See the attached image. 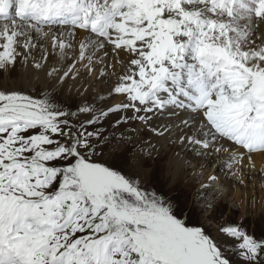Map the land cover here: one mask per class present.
I'll use <instances>...</instances> for the list:
<instances>
[{
  "label": "snow or ice",
  "instance_id": "snow-or-ice-1",
  "mask_svg": "<svg viewBox=\"0 0 264 264\" xmlns=\"http://www.w3.org/2000/svg\"><path fill=\"white\" fill-rule=\"evenodd\" d=\"M82 72L107 94L73 111L59 97ZM32 73L49 81L37 96ZM165 111L179 124L153 126ZM110 117L185 155L145 141L105 159ZM188 152L204 159L200 189L217 184L213 164L264 185V0H0V264H264V230L221 214L213 235L147 184L158 160L170 176L190 166Z\"/></svg>",
  "mask_w": 264,
  "mask_h": 264
},
{
  "label": "bare ground",
  "instance_id": "bare-ground-1",
  "mask_svg": "<svg viewBox=\"0 0 264 264\" xmlns=\"http://www.w3.org/2000/svg\"><path fill=\"white\" fill-rule=\"evenodd\" d=\"M20 71H22L21 68ZM112 71H113L112 68L108 69V72H112ZM115 71L119 73L121 71L120 67L117 66L115 68ZM31 75L33 76L38 75V79L34 80L33 83H41L43 87H45L46 83H49V81L47 80V78L44 76L43 73H39V74L32 73ZM103 79H104L103 77L93 79L90 78L86 72H82L80 79L76 80L75 82L71 80L67 81V83L63 85L61 91L65 90V92L68 93L72 92L74 95L76 94L77 96H80V98L81 97L84 98V100L86 97L89 98L91 97L90 99L87 100V102L88 101L90 102V100L93 101L94 97H96L97 91H99L101 95L106 96L107 89L101 84V80ZM114 80H115V76H112L109 80V84ZM84 88H88L89 90L84 96H81L79 92L83 91ZM92 89H96L97 91H93ZM116 102L118 101H109L110 104H114ZM186 115H187L186 113H181L182 118L185 117ZM173 123L179 124V119L176 116H173L170 111H165L162 113L155 114L153 120L151 121V124L153 126L163 125V124H173ZM103 128L105 127L103 126ZM126 128L128 129L134 128L132 122L127 124ZM135 128L138 131L133 136V143H127L126 145L124 144L126 147L131 145H132L131 147H135L136 145H139L140 147H144V142L150 141L153 145H155L156 150L160 152L163 156H166L170 153L173 155L176 152H181V149L178 145L168 143L163 139H157L155 136L152 135L151 132H146L147 127L143 126V124H140ZM178 131H179L178 129L174 131V136L175 134L178 133ZM184 131L187 132L188 134H192L193 132L197 131V129L195 127H189L184 129ZM119 134H121V132H119ZM120 146L121 145H118L114 149L120 150L119 149ZM122 149H124L123 145H122ZM181 155L183 156L185 155V153L181 152ZM186 159H188L191 162L190 166L192 165V168L190 169L189 167L187 168V170H185L186 167H184L181 172L177 173L174 176H170L172 178V184L174 185V187L180 184V181H182L183 178L186 177L188 173H189L188 175L189 182H194L196 179L192 175L193 167H198L199 164L204 163L203 158L196 159L195 154L191 152L187 153ZM218 159L219 157H213V161H216ZM255 160H256L257 168H259L261 164L264 163V156H261L260 154H256ZM215 169H216L215 164H213L212 167L208 168L205 171L204 175L206 176L209 172H211L214 175H217L219 177L217 184L223 185L227 189V191L223 194L216 191L217 188L215 186L216 184L212 185L208 189H200V181L202 177H198L200 181L198 183V186L197 185L196 186L200 190L201 196L199 198L200 199L199 201L201 203V207H204L203 209H206V205L209 203L215 206L218 200H225L227 197L232 196V198L229 200L230 202H234L233 204H236L238 206V210L240 211L242 216L247 215L248 211L254 210L255 212L258 211V213H260L261 215V218H263L264 220V185H262L261 178L257 175V173L255 172L245 173L244 178L246 177V180L250 179L252 183L249 184L246 181H244L243 187L239 189L237 187L238 184L237 181L232 178L230 173L228 174L227 178H225V173L223 171L217 172ZM254 188L258 189L257 192L255 191ZM249 203L252 204L251 207H249Z\"/></svg>",
  "mask_w": 264,
  "mask_h": 264
},
{
  "label": "rangeland",
  "instance_id": "rangeland-1",
  "mask_svg": "<svg viewBox=\"0 0 264 264\" xmlns=\"http://www.w3.org/2000/svg\"><path fill=\"white\" fill-rule=\"evenodd\" d=\"M20 68V66H16V69H14L12 72V77H18L20 75ZM48 86L49 83H46L45 87H43L41 83H33L30 91L32 95L37 96ZM64 92L65 90L61 91L59 98L65 101L66 106L70 107L73 111L76 110V105L91 98L86 97L84 100V98H80V96H77L76 94L74 95L72 92ZM91 102L92 100H90L89 103ZM131 114V112L128 113V115ZM115 119L116 117H110L108 120L102 122L103 126L105 127L102 128L103 131L105 130L104 135L110 137L109 145L105 147V159L110 158L112 161H116L118 159L120 150L122 149V145L124 146V150L128 152H132L134 149V147H131L132 145L126 147V144L124 145V143L119 140L121 135L119 134V132L124 133L125 135H131L133 137L136 132L133 133L130 130L136 129V126L142 124L139 121H132L134 128L128 129L126 128V125H119L113 128L112 125L115 124ZM146 132H149L148 129H146ZM118 145H121L119 147L120 150L114 149ZM170 156H172L171 153L166 155V157ZM196 159H199V157H196ZM189 167L191 169L192 165L186 166L185 170H187V168ZM215 170L218 172L217 168ZM188 175L189 173L186 177L183 178L182 181H180V184L174 187V185L172 184V178L168 174L167 169L162 170L160 168V161L158 160L156 165H154L153 167V171L149 177L147 184L150 185L151 188L156 189L157 191H163L166 195L170 196L174 200H177L180 203L181 207L187 206L186 214L190 217L191 221L196 226H204L207 230L211 231L213 235H217L216 225L222 222L221 214H223L224 219L228 221H242L249 231H254L256 234H259L261 230H264V220L263 218H261L260 213L253 210L248 211L247 215L242 216L240 211L238 210V206L236 204H233L234 202H230L229 199H231L232 196L227 197L225 200H218L217 204L211 210L203 209L204 207H201V203L199 201V198L201 196L200 190L197 187L200 180L198 177H195L196 180L194 182H189ZM244 181L249 184L252 183L250 179L246 180V177L244 178ZM215 186L217 187L218 184H216ZM237 187L240 189L243 187V185L238 183ZM254 189L257 192L258 189ZM251 205L252 204L249 203V207H251ZM217 238L221 240L226 239L222 236H217Z\"/></svg>",
  "mask_w": 264,
  "mask_h": 264
}]
</instances>
